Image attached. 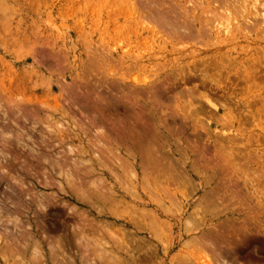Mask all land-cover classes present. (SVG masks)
<instances>
[{"label": "rangeland", "instance_id": "rangeland-1", "mask_svg": "<svg viewBox=\"0 0 264 264\" xmlns=\"http://www.w3.org/2000/svg\"><path fill=\"white\" fill-rule=\"evenodd\" d=\"M263 7L0 0V264H264Z\"/></svg>", "mask_w": 264, "mask_h": 264}, {"label": "bare ground", "instance_id": "bare-ground-1", "mask_svg": "<svg viewBox=\"0 0 264 264\" xmlns=\"http://www.w3.org/2000/svg\"><path fill=\"white\" fill-rule=\"evenodd\" d=\"M157 1H158V0H157ZM257 1H259V0H257ZM255 2H256V1H255ZM154 3H155V2H154ZM242 3H243V2H242ZM156 4H157V3H156ZM256 4H258V3H255V6L257 7ZM259 5H260V4H258V6H259ZM156 6H157V5H156ZM172 6H173V5H172ZM242 6H243V5H242ZM263 12H264V7H263ZM256 13H257V12H256ZM156 14H157V13H156ZM164 14H165V13H164ZM218 15H219V14H218ZM239 15H240V14H239ZM256 15H257V14H255V18H256ZM155 17H156V16H155ZM220 17H221V16H220ZM259 17H260V16H259ZM263 17H264V14H263ZM246 18H247V17H246ZM257 18H258V17H257ZM224 19H225V18H224ZM224 19H223V20H224ZM263 19H264V18H263ZM170 20H171V19H170ZM254 20H255V19H254ZM162 21H163V20H162ZM255 21H256V20H255ZM166 22H167V21H166ZM256 22H257V21H256ZM249 23H250V22H249ZM250 24H251V23H250ZM246 25H247V24H246ZM170 26H171V25H170ZM176 26H177V25H176ZM201 29H202V28H201ZM251 29H252V28H251ZM242 32H243V31H242ZM168 33H169V32H168ZM226 33H227V32H226ZM195 38H196V37H195ZM187 80H188V79H187ZM135 114H136V113H135ZM135 114H134V115H135ZM132 119H133V118H132ZM137 120H138V119H137ZM149 120H150V119H149ZM132 122H133V121H132ZM137 122H138V121H137ZM158 123H159V122H158ZM118 124H119V123H118ZM126 124H127V123H126ZM138 125H139V124H138ZM133 126H134V125H133ZM131 127H132V126H131ZM135 127H136V124H135ZM135 127H134V128H135ZM137 128H138V126H137ZM129 130H130V129H129ZM131 130H132V129H131ZM153 130H154V129H153ZM143 131H144V130H143ZM154 131H155V130H154ZM154 131H152V133H153ZM133 133H136V130H135V132H133ZM140 133H141V132H140ZM142 134H143V133H142ZM146 134H147V133H146ZM144 135H145V134H144ZM144 135H143V140L146 142V141L148 140V138H147V136L145 137ZM136 136H139V134L136 135ZM148 136H149V135H148ZM134 139H135V138H134ZM143 140H142V141H143ZM152 140H153V139H152ZM154 140H155V139H154ZM114 141H115V140H114ZM136 141H137V140H136ZM144 141H143V143H144ZM148 141H149V140H148ZM148 141H147V142H148ZM147 142L145 143L146 145L148 144ZM156 142H157V141H156ZM114 143H115V142H114ZM138 143H140V145L143 144L141 141L138 142ZM138 143H136V144H138ZM158 144H159V143H158ZM158 144H157V145H158ZM149 145H150L149 148H151V147L154 148V146H152V144H149ZM141 147H142V146H141ZM128 149H129V148H128ZM151 149H152V148H151ZM151 149H150V150H151ZM155 149H156V148H155ZM142 150H143V149H142ZM143 151H144V150H143ZM153 151H155V150L153 149ZM153 151H150V153H149L148 150H146L145 153L143 152V153L145 154V155H144V154H143V155H144L146 161H148V159L151 160V158H153V157H151ZM155 152L158 154V150L155 151ZM155 152H154V153H155ZM159 152H160V151H159ZM128 153H129V152H128ZM156 156H157V155H156ZM150 157H151V158H150ZM157 157H158V156H157ZM166 159H167V157H166ZM154 160H155V159H154ZM156 160H157L156 162H159V161H160V160L158 161V159H156ZM161 161H162V160H161ZM149 162L152 163V162H155V161L152 160V162H151V161H149ZM162 163H163V162H162ZM126 164H127V163H126ZM167 164H168V162H167ZM159 165H160V164H159ZM161 165H162V164H161ZM125 166H126V165H125ZM167 166H168V165H167ZM121 167H122V166H121ZM157 167H158V166H157ZM153 168H154V167H153ZM191 168H192V167H191ZM127 170H128V169H127ZM124 171H125V169H124ZM143 171H144V170H143ZM145 171H146V170H145ZM153 171H154V170H153ZM161 171H162V170H161ZM162 172H163V171H162ZM155 182H156V181H155ZM90 183H91V182H90ZM162 187H163V186H162ZM93 189H94V188H93ZM130 191H131V190H130ZM83 192H84V191H83ZM81 194H82V193H81ZM83 194H84V193H83ZM91 194H92V191H91ZM92 195H93V194H92ZM213 197H214V196H213ZM102 200H103V199H102ZM107 200H108V199H107ZM207 200H208V199H207ZM209 200H210V199H209ZM217 200H218V199H217ZM103 201H104V200H103ZM105 201H106V200H105ZM105 201H104V202H105ZM207 203H208V202H207ZM160 204H161V203H160ZM92 205H93V204H92ZM212 205H213V204H212ZM160 208H161V207H160ZM148 213H149V212H148ZM92 223H93V222H92ZM96 226H97V225H96ZM100 227H101V226H100ZM86 228H87V227H86ZM83 230H84V229H83ZM110 232H112V231H110ZM212 232H213V231H212ZM81 235H82V234H81ZM245 235H246V234H245ZM87 236H88V235H87ZM111 236H113V235H111ZM96 237H97V236H96ZM244 237H245V236H244ZM79 238H80V237H79ZM94 238H95V237H94ZM97 238H98V237H97ZM101 239H102V238H101ZM86 240H87V239H86ZM89 240L92 241V240H94V239H92V240L89 239ZM119 240H120V239H119ZM208 240H209V239H208ZM84 241H85V240H84ZM212 241H213V240H212ZM226 241H227V240H226ZM88 242H89V241H88ZM100 242H102V241H100ZM116 242H117V241H116ZM209 242H210V241H209ZM209 242H208V246H209V249H210V248H211L210 245H211L212 243L209 245ZM221 242H223V241H221ZM91 243H92V242H91ZM98 243H99V242H98ZM98 243H97V244H98ZM213 243H214V242H213ZM93 244H94V243H93ZM97 244H96V245H97ZM117 244H118V243H117ZM203 244H204V243H203ZM218 244H219V243H218ZM214 245H216V244H214ZM214 245H212V250H211L212 252H214V251H213V246H214ZM221 245H223V244H221ZM225 245H226V244H225ZM83 246H85V245H83ZM97 246H99V245H97ZM206 246H207V245H206ZM219 246H220V245H219ZM216 247H218V246H216ZM204 248H205V247H204ZM81 249H82V248H81ZM86 249H87V248H86ZM100 249H101V248H100ZM116 249H117V248H116ZM125 249H126V248H125ZM216 249H218V248H216ZM50 250H51V249H50ZM104 250H105V249H104ZM219 250H220V249H219ZM48 251H49V250H48ZM215 251H216V250H215ZM54 252H55V251H54ZM100 252H101V251H100ZM102 252H103V251H102ZM109 252H110V251H109ZM216 252H217V251H216ZM216 252H215V253H216ZM218 252H219V251H218ZM51 253H53V252H51ZM106 253H107V251H106ZM215 253H213V254H215ZM219 253L221 254V252H219ZM219 253H218V254H219ZM53 254H54V253H53ZM104 254H105V253H104ZM218 254H217V255H218ZM215 255H216V254H215ZM100 256H101V255H100ZM219 256H221V255H219ZM55 257H57V256H55ZM113 257H114V254H113ZM216 257H217V256H216ZM219 258H220V257H219ZM53 259H54V258H53ZM58 259H59V258H58ZM84 259H85V258H84ZM99 259H100V258H99ZM108 259H111V258H108ZM113 259H114V258H113ZM113 259H111V260H113ZM41 261H42V260H41ZM84 261H85V260H84ZM115 261H116V260H115ZM59 262H62V261H59ZM72 262H73V261H72ZM35 263H36V262H35ZM35 263H34V264H35ZM52 263H53V262H52ZM209 263H210V262H209ZM42 264H43V263H42ZM113 264H114V263H113ZM210 264H211V263H210ZM213 264H214V263H213ZM216 264H217V263H216Z\"/></svg>", "mask_w": 264, "mask_h": 264}]
</instances>
